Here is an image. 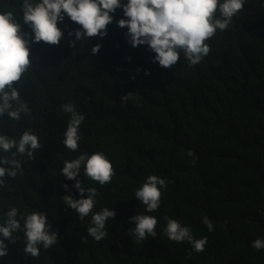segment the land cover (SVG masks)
<instances>
[{"label":"trees","instance_id":"trees-1","mask_svg":"<svg viewBox=\"0 0 264 264\" xmlns=\"http://www.w3.org/2000/svg\"><path fill=\"white\" fill-rule=\"evenodd\" d=\"M20 3L0 0V11L17 13L22 30L31 32ZM120 18L117 9L115 20ZM115 20L105 38L72 48L68 31L79 25L65 17L58 22L64 31L58 46L31 45L38 60L15 85L31 112L17 121L0 117V134L19 138L31 129L44 146L33 160L20 158L25 163L15 178H4L0 221L10 206L20 213L44 211L58 242L32 258L23 252L22 236L5 241L8 255L0 264H264V249L251 246L264 239V0H245L229 28L205 41L210 53L194 66L182 53L171 68L153 63L155 53L128 44L127 29ZM97 43L102 47L93 55ZM130 92L135 99L123 102ZM67 103L84 116L75 152L62 143L71 114L60 106ZM85 152H103L115 170L104 186L84 176L83 167L77 177L82 186L97 189L93 212H116L99 242L87 233L91 214L81 221L62 203L65 195L81 198L75 181L60 176L63 162ZM4 155L9 154L0 151ZM150 175L167 187L160 207L147 213L134 192ZM137 214L157 218L155 238L136 242L129 217ZM165 216L188 227L194 238L207 237L204 251L170 241L163 233Z\"/></svg>","mask_w":264,"mask_h":264},{"label":"clouds","instance_id":"clouds-1","mask_svg":"<svg viewBox=\"0 0 264 264\" xmlns=\"http://www.w3.org/2000/svg\"><path fill=\"white\" fill-rule=\"evenodd\" d=\"M245 7V0H22L19 10L23 13V23L31 30L25 32L17 22L14 11H0V117L7 116L13 121L21 118V114L29 115L31 109L21 100V94L15 86L29 72L33 62L38 58L31 55V45L43 42L46 45L58 46L64 31L58 26L65 17L79 25L68 31V43L72 48L77 42L107 36V27L115 20V12L122 9L123 17L115 20L119 28H126L125 38L133 48L147 45L155 53L153 63L163 68H171L181 58V53L189 66L199 64L210 53L206 40L212 38L217 30L229 28L233 18ZM218 13V15H217ZM74 37V39H73ZM101 44L91 49L93 55L99 53ZM139 71V69L137 70ZM145 75L150 72L145 71ZM134 78V77H133ZM135 99L134 93L121 96L123 102ZM61 111L69 113L70 120L63 136L62 143L70 151L79 147V128L84 116L79 114L72 103L62 104ZM44 145L31 129L25 130L19 138L0 134V151L9 154L0 156V186L5 177L15 178L22 171L25 163L22 157L34 159V152ZM83 175L104 186L111 182L115 170L103 152L91 155L83 153L77 158L63 162L60 176L66 180H74L73 187L79 192L80 199L71 195L62 197L65 208L75 211L79 220L91 214V226L87 227L88 236L99 242L105 239L106 221L114 220L116 212L107 207L93 212L97 196L95 187L82 186ZM62 187L67 190L68 185ZM167 187L166 181L157 175H150L134 192V198L145 206V212H155L160 207L162 189ZM85 193L87 196L85 198ZM166 226L163 233L170 241L177 243L187 241L195 252H203L207 237L194 238L191 230L183 226L177 219L164 217ZM134 227L129 229L137 243L145 241L149 236L155 238L158 220L155 216L137 214L129 217ZM203 224L208 231L214 230L213 222L203 217ZM18 233L22 235H18ZM23 238V252L26 256L38 258L41 247L49 249L57 244L58 233L48 223L47 213L33 210L20 213L16 207H9L0 221V257L8 255L5 241L15 243ZM83 240V238H82ZM257 250L264 249V239L257 238L251 242Z\"/></svg>","mask_w":264,"mask_h":264}]
</instances>
